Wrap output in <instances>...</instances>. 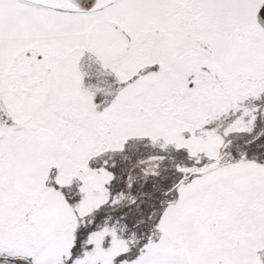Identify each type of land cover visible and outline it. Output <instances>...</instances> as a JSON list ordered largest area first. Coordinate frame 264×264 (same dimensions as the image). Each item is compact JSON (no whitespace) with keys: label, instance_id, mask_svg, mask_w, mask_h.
<instances>
[{"label":"snow or ice","instance_id":"1","mask_svg":"<svg viewBox=\"0 0 264 264\" xmlns=\"http://www.w3.org/2000/svg\"><path fill=\"white\" fill-rule=\"evenodd\" d=\"M0 264H264V0H0Z\"/></svg>","mask_w":264,"mask_h":264}]
</instances>
